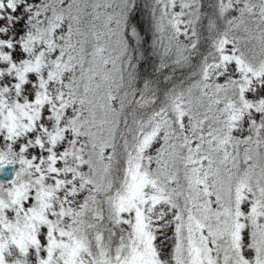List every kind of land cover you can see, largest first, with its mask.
<instances>
[{
    "label": "snow or ice",
    "instance_id": "snow-or-ice-1",
    "mask_svg": "<svg viewBox=\"0 0 264 264\" xmlns=\"http://www.w3.org/2000/svg\"><path fill=\"white\" fill-rule=\"evenodd\" d=\"M0 264H264V0H0Z\"/></svg>",
    "mask_w": 264,
    "mask_h": 264
}]
</instances>
